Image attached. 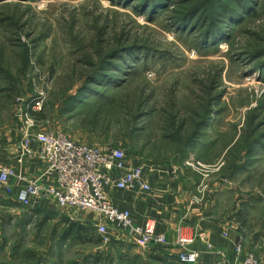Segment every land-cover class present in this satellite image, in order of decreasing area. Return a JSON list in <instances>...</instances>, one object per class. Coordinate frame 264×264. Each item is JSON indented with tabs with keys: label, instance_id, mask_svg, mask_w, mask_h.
Masks as SVG:
<instances>
[{
	"label": "rangeland",
	"instance_id": "1",
	"mask_svg": "<svg viewBox=\"0 0 264 264\" xmlns=\"http://www.w3.org/2000/svg\"><path fill=\"white\" fill-rule=\"evenodd\" d=\"M204 1L179 0L171 15ZM133 3L0 0V153L18 154L20 124L30 110L40 112L36 129L122 147L129 162L186 167L199 183L198 203L235 226L240 258L253 251L263 262L264 0L243 28L236 25L215 45ZM130 45L144 50L125 62L110 57ZM101 60L122 65L110 72L119 80L99 73L105 81L99 93L69 104ZM50 207L22 206L0 187V264L167 263L159 260L160 248L152 249L161 246L105 244L92 224L79 221L87 211ZM70 222L86 229L67 238Z\"/></svg>",
	"mask_w": 264,
	"mask_h": 264
},
{
	"label": "built area",
	"instance_id": "2",
	"mask_svg": "<svg viewBox=\"0 0 264 264\" xmlns=\"http://www.w3.org/2000/svg\"><path fill=\"white\" fill-rule=\"evenodd\" d=\"M20 127L17 166L0 165V187L6 188L16 201L25 207H35L40 202L52 203L60 208H75L95 213L99 219L93 223L102 242H110L109 229L124 230L140 247L168 245L166 236L155 230L152 220L139 224L131 210L118 209L112 202L109 189L150 191L144 180V164L129 162L124 148L119 146H96L75 141L55 131L36 129V120L24 114ZM37 148L33 149L32 144ZM37 156L42 165L39 176L29 178L20 165L25 158ZM203 238V235L202 237ZM197 235L185 236L180 232L176 245L180 248L177 259L182 264H195L200 251L191 247ZM243 249L241 238L234 243L235 259L229 261L218 252L216 264H263L253 252L240 258Z\"/></svg>",
	"mask_w": 264,
	"mask_h": 264
},
{
	"label": "crops",
	"instance_id": "3",
	"mask_svg": "<svg viewBox=\"0 0 264 264\" xmlns=\"http://www.w3.org/2000/svg\"><path fill=\"white\" fill-rule=\"evenodd\" d=\"M32 148L36 149L37 144L33 143ZM17 158V154L11 157L10 153L1 152L0 165L8 164L18 167ZM130 162L133 165L145 164L139 159ZM41 165L40 159L34 155L26 158L20 167L29 178H32L39 174ZM165 166L145 164L143 177L150 191L109 189L108 194L113 204L118 209L131 210L135 221L139 224L146 219L152 220L156 232L166 236L167 246L152 247V249L161 248L164 251V260L167 263L163 264H169L171 261H174V264H182L177 259L180 248L175 242L179 232L189 237L198 236L197 241L191 245L200 251L195 264H216L218 252H222L227 260L234 261V243L239 235L233 223L215 219L204 202L198 203L199 183L193 178L188 168L176 165ZM17 190L18 187H15L13 195ZM35 207L41 208L42 211H49V208H52L46 202H40ZM78 219L82 224H92L94 227L93 223L99 219V216L92 212H84ZM108 233L111 239L109 243H116V247L120 245L121 249L123 247L126 250L129 247L127 244L135 247L137 245L128 233L121 229L110 228ZM202 235L203 238H201ZM244 249L246 253V246Z\"/></svg>",
	"mask_w": 264,
	"mask_h": 264
},
{
	"label": "trees",
	"instance_id": "4",
	"mask_svg": "<svg viewBox=\"0 0 264 264\" xmlns=\"http://www.w3.org/2000/svg\"><path fill=\"white\" fill-rule=\"evenodd\" d=\"M178 1L179 0H129V2H134L133 4L136 7H140L144 12H147L150 17L156 16L159 13L167 14L173 27L178 28L183 34H193L192 36L195 40L201 41L205 45H215L227 41L229 39V31L234 29L236 25L239 26V28H243L246 23L244 21L247 20L251 14H255L262 7L263 3V0H205L204 3L200 5H198V3L190 5L189 3V5L182 6L179 14L173 18L171 13L174 11L173 9ZM138 50L143 51L144 47L135 45L124 48L121 47L110 57L113 60L118 59L125 62L126 56H131V54L136 53ZM102 62L101 60V63L93 71L94 77H89L88 75L78 88L75 96L68 97L67 102L69 104H73V102L78 105H82L83 102L88 103L90 98H87V95L91 96L99 93L97 86L105 84V81L98 77L99 73L101 76L110 77L112 83L119 80L120 77H114L110 74L120 73V70L123 68L122 65L113 61V63H108V66H105ZM262 62L263 61H260L258 66H261ZM24 67L25 66H23V68ZM39 113V111L29 110V114L33 118ZM194 133L195 130L192 132L191 138H193L192 136ZM33 208L37 210L41 209L37 207ZM79 227L86 229L85 226H82L78 222H70L68 229L70 234L66 233L65 237L70 238V236L74 234L73 230ZM161 252L164 253L163 250H161ZM151 257L157 259L156 255ZM164 257L163 254V257L159 258V260L162 261Z\"/></svg>",
	"mask_w": 264,
	"mask_h": 264
}]
</instances>
